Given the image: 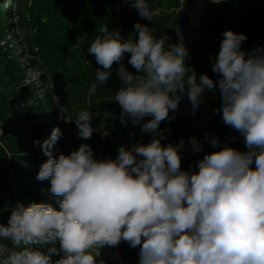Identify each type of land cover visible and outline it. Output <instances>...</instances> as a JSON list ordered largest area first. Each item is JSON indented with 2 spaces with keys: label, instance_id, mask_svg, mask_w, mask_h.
I'll return each mask as SVG.
<instances>
[{
  "label": "clouds",
  "instance_id": "1",
  "mask_svg": "<svg viewBox=\"0 0 264 264\" xmlns=\"http://www.w3.org/2000/svg\"><path fill=\"white\" fill-rule=\"evenodd\" d=\"M131 2L148 21L166 10L149 0ZM134 29L137 38L122 41L118 31L99 28L87 52L103 70H95L87 95L104 86L119 64L121 86L111 100L122 109L121 123L131 119L138 125L151 117L142 125L151 142L121 145L115 159L95 158L87 143L57 158L53 147L63 134L54 128L41 145L48 159L37 179L50 180L59 208L18 202L7 226L0 225V240L12 245L0 264H52L55 247L45 254L31 245L57 238L64 257L55 264H104L98 249L121 242L139 248L138 264H264V47L242 50L248 37L225 30L212 60L217 79L201 74L197 80L185 64L189 53L182 39L167 44L166 34L157 37L147 25L136 23ZM125 54L135 75L123 64ZM217 88L222 103L215 111L243 136L247 151L221 147L212 137L216 151L205 153L197 170L184 171L182 150L201 152L209 135L203 141L191 137L188 145L183 138L162 145L166 137L159 126L173 118L169 113L184 95L195 110L205 90ZM93 115L86 108L68 119L83 140L93 135Z\"/></svg>",
  "mask_w": 264,
  "mask_h": 264
},
{
  "label": "trees",
  "instance_id": "2",
  "mask_svg": "<svg viewBox=\"0 0 264 264\" xmlns=\"http://www.w3.org/2000/svg\"><path fill=\"white\" fill-rule=\"evenodd\" d=\"M222 1L223 6L220 8H217L216 3H212L211 0L205 2L204 11L208 21L196 36L195 41L187 48L189 55L185 60V64L187 68L193 66V72L196 74L197 80L201 74H207L213 80L217 79L216 74L212 71V60L218 55L220 42L223 39L222 33L225 30L230 29L237 34L243 33L248 37L247 41L241 45L242 50L248 51L257 45L264 47V0ZM149 3L156 8L166 9L159 16L154 17L153 21L142 18L138 10L132 6L131 0L124 6H121V3L115 0H32L28 11L31 12L34 27L32 38L39 46L36 54L39 56L45 54L56 55L57 51L69 47L70 60L74 62L71 69L75 67L78 61L80 66L75 77H81L82 75L87 77L83 80L86 85L87 81L92 79L94 81L97 68L103 70L102 66L97 64L95 57L87 52L90 43L99 34L98 30L101 26H108L109 30L118 31L123 41L130 36L133 39L137 38L138 33L135 31L134 25L140 23L150 27L157 37L161 33L166 34L169 37L166 41L167 44L177 43L178 33L187 34V32L192 31L188 19L176 16L175 13L182 0H149ZM40 11V16H38L37 14ZM129 58L130 54H125L123 63H128ZM116 66L117 64L114 63L112 69ZM108 81H114V85L113 87L111 84L101 86L100 98H103V107L116 118V124L123 127L128 124L120 121L122 109L118 102L115 103L111 100L121 86L120 80L111 75ZM32 93V91H28L27 99L23 102L32 100ZM221 103L222 101L218 108H220ZM186 106L192 105L188 97L184 95L178 109L174 113H169L170 117L173 118L161 122L159 127L166 137L162 139L164 142L178 144L183 138L185 145H188V133L180 117L182 108ZM220 118L221 113L216 112L215 127ZM150 119L151 117L148 118V120ZM24 120L27 121V119ZM148 120H145L144 123ZM142 125L141 121L138 125L133 124L130 127H123L122 132L119 134L129 133L131 130L130 133L142 132ZM27 130L29 134L26 136L27 138H24L23 134L19 135L17 133L14 136L7 133L0 138V192L1 195H4L2 199L6 200L10 196V203L17 204L20 202L25 206L31 202H38L39 199L47 201L45 196L48 193L51 194L50 188H46V185L50 183L47 180L39 181L36 175L44 160L46 161L48 157L40 152L31 153L30 151L35 149L30 147L31 144H36L38 140L43 142L42 133L44 131L38 125L29 127ZM217 130L219 135H229L233 139L230 147L241 152L247 151L244 138L239 132L226 126L224 122ZM37 132L39 133L36 137L38 139H32L30 136L38 134ZM147 135L152 137L151 134ZM212 137H216L214 130L210 131V139ZM28 138H31V140ZM209 149L208 153L214 151L212 147ZM187 150H190V148ZM181 169L184 171L197 170L193 159L188 164H184V161L181 160ZM11 180L14 182L13 186H7V182L9 181L11 184ZM8 188H11L10 193L7 192ZM57 208H59V205H57ZM50 256L53 255L50 254Z\"/></svg>",
  "mask_w": 264,
  "mask_h": 264
},
{
  "label": "rangeland",
  "instance_id": "3",
  "mask_svg": "<svg viewBox=\"0 0 264 264\" xmlns=\"http://www.w3.org/2000/svg\"><path fill=\"white\" fill-rule=\"evenodd\" d=\"M121 3V6L128 2L125 0H115ZM208 0H182L181 8L176 10V16L188 15L193 9L201 7L200 18L197 21V27L192 31L183 34L185 39V47L195 39L198 31L207 23L205 16V2ZM32 0H0V138L7 133L10 136L23 134L27 138L29 134L28 128L38 125L44 132L42 133L43 141L48 139L54 128L59 127L62 132V137L57 140L53 147V155L58 156L69 154L76 150L82 143H87L93 149L94 157L97 159H115L118 155V149L121 145L131 147L136 143L148 144L152 137H148L143 132L119 133L123 127L133 125L131 119H127L128 125L116 124V118L108 113L103 107L101 96V86L91 97L87 95L88 85L91 81L84 84V79L87 77L76 76L79 68V62L71 69L74 62L70 60L71 53L68 48L62 51H57L56 55L45 54L39 56L36 54L39 48L34 41V27L32 23L31 12L28 11L31 7ZM225 4V3H224ZM21 5V6H20ZM217 8L223 6V1L215 4ZM21 7V8H20ZM41 11L37 14L40 16ZM159 16V14L157 15ZM128 71L136 74L135 69L129 63H123ZM119 64L112 69V75L116 78ZM70 77V78H69ZM106 84H111L113 87L114 81H107ZM28 91H32L33 98L30 101L26 100ZM117 103V102H115ZM118 105V104H117ZM60 107H64V113L60 111ZM89 108L94 114L91 126L93 127V135L88 140H83L78 136V130L74 120L76 114L83 109ZM203 115L209 118L211 111L208 106H203ZM148 116L144 117L142 124L148 120ZM24 119H27L25 121ZM121 121V120H120ZM163 122V121H162ZM115 126H114V125ZM125 124V123H124ZM213 125V126H212ZM214 124L207 123V135L209 140L203 142L202 151L199 152L198 161L203 158L205 153L209 152L211 146L210 131L214 130L216 137H219V132L214 129ZM212 127V128H211ZM25 131V132H22ZM195 130L192 127L188 128L189 137H195ZM38 133V132H37ZM18 135V136H19ZM39 135L30 136L32 139ZM31 138H28L31 140ZM198 141L203 139L196 138ZM39 141V140H38ZM41 143L31 144V153L40 152L42 155ZM20 145L19 143H16ZM162 145L168 143L161 140ZM213 148V147H212ZM188 150H182V161L184 164L191 163V157H186ZM45 162V160H44ZM39 172V171H38ZM36 173V175L38 174ZM50 183V180H47ZM8 181L7 186H13ZM3 185V183H2ZM42 185V184H41ZM5 187V186H4ZM4 187H2L4 189ZM38 188V187H37ZM46 188H51V184L46 185ZM11 188L7 189L10 193ZM12 195V194H11ZM48 193L45 198L39 199L36 203H48L54 208H57V197L51 196ZM0 192V225L7 226L12 209L16 203H10V196L3 200ZM2 201V202H1ZM58 209V208H57ZM55 247L57 252L52 253V264L64 257L61 250L59 238L54 243L49 242L43 245H31L33 250H39L45 254H49V249ZM12 249L10 241L0 240V260H3L7 251ZM97 260H103L104 264H138L139 248H131L126 242H121L118 246H101L99 249Z\"/></svg>",
  "mask_w": 264,
  "mask_h": 264
},
{
  "label": "built area",
  "instance_id": "4",
  "mask_svg": "<svg viewBox=\"0 0 264 264\" xmlns=\"http://www.w3.org/2000/svg\"><path fill=\"white\" fill-rule=\"evenodd\" d=\"M181 6L179 8H181ZM200 11H201V7L198 6V8L193 9L188 15H182V17H186L188 19L192 30L194 27H197V21L200 18ZM200 30L198 31V33L200 32ZM183 34L185 33H181V32L178 33L177 40L179 42L182 39L183 43L185 44V39H184ZM195 39L191 41L186 46V48H188L195 41ZM188 69L190 72H193V66H189ZM220 102H221L220 92L217 88L215 91L205 90V92L203 93V102L199 105L197 109L193 110L192 106H186L182 108L180 117L182 118V121L184 122V125L188 133V137H189L188 128L192 127L195 130L194 131L195 138H199V139L204 138V136L207 134V123L208 125L214 124V121H215L214 118H215V113H216L215 110L218 108ZM203 106L209 107L208 109H210L211 111L210 115L208 116L209 118L204 117L203 115L204 109L202 108ZM222 122L223 120H222V113H221V118L218 120V124L216 127L214 126V128L216 129L217 127L221 126ZM219 137H220L219 140L221 141V145H220L221 147H223L225 144L230 146L233 142V139L229 135H219ZM214 151H216V149H214ZM186 155H187L186 157H191L194 163L197 164L198 157H200L199 153H193L191 150H188V153Z\"/></svg>",
  "mask_w": 264,
  "mask_h": 264
}]
</instances>
